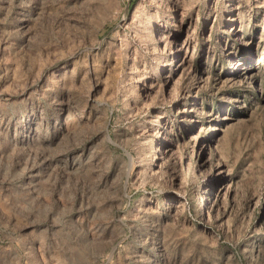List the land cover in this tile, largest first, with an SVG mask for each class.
I'll list each match as a JSON object with an SVG mask.
<instances>
[{
  "label": "rangeland",
  "instance_id": "obj_1",
  "mask_svg": "<svg viewBox=\"0 0 264 264\" xmlns=\"http://www.w3.org/2000/svg\"><path fill=\"white\" fill-rule=\"evenodd\" d=\"M0 264H264V0H0Z\"/></svg>",
  "mask_w": 264,
  "mask_h": 264
}]
</instances>
